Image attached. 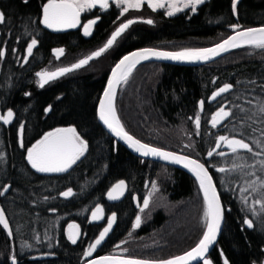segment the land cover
<instances>
[{
  "label": "trees",
  "instance_id": "16d2710c",
  "mask_svg": "<svg viewBox=\"0 0 264 264\" xmlns=\"http://www.w3.org/2000/svg\"><path fill=\"white\" fill-rule=\"evenodd\" d=\"M230 1L212 0L186 19L158 15L156 27L134 24L106 53L105 64L91 68L88 64L41 88L35 82L36 73L56 64L53 49H65L61 64L76 62L106 41L112 31L111 16L102 14L90 35L80 29L55 32L41 22L47 0H0V12L5 15L0 23V112L11 109L16 115L10 127L0 123V204L12 229L9 236L0 224V264H13L12 258L18 264H82L85 247L100 229L89 222L91 212L100 205L108 215L116 214V225L98 254L124 247L128 256L138 259H167L199 242L206 228L197 180L182 169L133 156L98 123L96 105L112 68L130 50L212 47L232 32L231 25H264V0H236L233 15ZM32 39L37 45L28 55ZM128 80L119 87L115 102L127 132L153 146L193 156L212 173L225 208L222 233L208 255L213 264H225V260L227 264L261 263L264 208L256 201L264 202L260 189L264 184V49L243 45L200 66L144 62ZM227 83L231 91L210 103L211 93ZM221 107L231 115L215 128L211 117ZM197 115L199 128L194 123ZM66 126H74L87 141L84 155L66 172L36 171L27 161L26 149L49 130ZM219 135L244 139L253 152L227 151L209 157ZM120 181L126 183L128 193L111 203L107 193ZM152 187L156 188L152 205L142 212L135 209L134 195L143 199ZM69 188L73 195L64 197ZM187 211L195 218L190 236L181 237L186 229L167 234L170 224ZM139 213L143 223L132 230ZM245 220L253 226L248 227ZM70 222L88 229L87 237L73 244L65 232ZM131 233L134 240L128 241ZM39 253L53 255L31 259Z\"/></svg>",
  "mask_w": 264,
  "mask_h": 264
},
{
  "label": "snow or ice",
  "instance_id": "6c2138e0",
  "mask_svg": "<svg viewBox=\"0 0 264 264\" xmlns=\"http://www.w3.org/2000/svg\"><path fill=\"white\" fill-rule=\"evenodd\" d=\"M149 6L153 9L165 7V0H148ZM184 2V7L191 6L193 10L195 6L202 3L203 0H170L169 7L170 11L168 15H173L175 11H179L180 8L177 4ZM145 3V0H116L117 7L123 6L122 11L127 12L130 8L139 9ZM99 5L102 9L109 7V0H47V3L43 5L42 9V23L50 29L60 30L62 28H74L79 24L80 14L85 9H91ZM235 8V0L233 3ZM5 15L0 12V23H4ZM95 20L89 21L84 26V34L90 35L91 28L95 24ZM147 23L151 24L152 21L148 20ZM133 20H128L126 23L120 25V27L112 34L111 38L107 41L104 47L98 51L93 52L90 56L79 60L71 67L59 68L53 72L42 71L37 73L40 77L39 86L42 88L50 80L56 79L58 76H62L74 69H79L84 65L88 64L89 61L95 57L101 56L107 49L111 48L116 42L117 38L132 24ZM234 28L239 27L238 25L233 26ZM244 44L253 45L258 48L264 49V27L262 28H249L246 30L238 31L235 35L228 37L223 42L216 44L212 48H186L178 52H167L158 51L155 49H142L137 52H133L116 64L112 70V78L108 81L107 89L104 92V99L101 100L99 105V119L110 129L116 136L125 140L130 147L136 152L141 153L142 156L148 157H159L165 161H171L175 164H183L184 167L189 168L190 171L195 175L199 182V187L203 191V198L205 203V210L203 213V220L206 230L203 232L202 239L199 240L197 245L190 251L186 252L181 256H176L170 259H164L159 261H148L139 259H125L118 256H104L97 260H92L90 264H191L192 261L202 260V264H211V261L204 258L205 253L208 251L209 246L215 241L216 235L220 229V224L223 216V206L220 202L219 194L216 190V186L213 183V178L209 174L208 169L204 164L198 160L191 159L187 156L178 155L173 152L164 151L160 148L153 147L149 144L142 143L140 140L135 139L130 135L121 123L115 108V96L116 89L120 83L127 82L128 77L131 75L132 70L141 60H148L150 58L167 59L176 61H207L215 56L220 55L222 52L228 51L230 48H237ZM37 45V40L32 39L31 43L27 47L28 55L32 54L33 48ZM63 49H57V57L63 55ZM232 87L230 84H225L221 87L212 99H216L222 93L229 91ZM204 101L199 102V107L202 110ZM264 111V109H262ZM13 112L8 110L6 116H0L5 124L11 122ZM231 115L230 110L226 111L224 107H221L212 117V126L216 127L223 119L228 118ZM194 123L197 128L200 127V117L197 115L194 118ZM21 134L23 133V125L20 127ZM220 142H223L231 149L232 153H237L239 150H246L249 153L253 152L251 145L245 142L244 139H237L235 137L229 138L227 136H220ZM21 146L22 140H21ZM217 148L220 147L218 143ZM87 150V142L84 141L75 128L56 129L55 131L48 132L43 138L37 141L31 148L27 149V160L31 164V167L36 169L38 172H66L72 167L73 164L85 153ZM255 155H261V153H254ZM213 152L209 151L208 156L211 157ZM217 155H224L223 152L217 153ZM264 164V161H261ZM219 172H225V168H219ZM125 188L124 181H120L116 184L113 189L108 193L109 199H117L119 195L123 194ZM261 190H264V184L260 186ZM7 189H5L6 191ZM247 191V189H245ZM64 197H70L73 195L72 189L69 188L63 192ZM260 203L261 207L264 208V202L256 201ZM149 200L144 199L143 208H147ZM143 210V209H141ZM102 209L97 207L92 213L93 220H99L102 218L100 215ZM115 215L107 222V227L103 229L99 234V238L95 239L94 243L88 246L86 256H91L109 233L115 222ZM141 219L139 216L136 217V227H139ZM248 227H252L251 220H245ZM0 224L5 229L9 227L8 221L5 218L3 209H0ZM78 225H69V240L73 244L77 242L79 233L77 230ZM126 251V249H125ZM14 259V258H13ZM225 264L227 261L225 260Z\"/></svg>",
  "mask_w": 264,
  "mask_h": 264
},
{
  "label": "rangeland",
  "instance_id": "374dc122",
  "mask_svg": "<svg viewBox=\"0 0 264 264\" xmlns=\"http://www.w3.org/2000/svg\"><path fill=\"white\" fill-rule=\"evenodd\" d=\"M169 2H170V0H165V7H163V8H160V7H157V8H155V9H153L152 7H150L149 6V2H148V0H145V3L142 5V7L141 8H139V9H135V8H130L127 12H123L122 11V9H123V6H120V7H117V4H116V0H109V7L108 8H106V9H102L101 7H99L98 5L96 6V7H94V8H91V9H85L84 11H82L81 13L82 14H84V17H83V22L85 21L86 22V20H88V19H95L96 20V24H98V21H101V16L103 17V15L104 14H107V15H110L111 16V21H109V26H111L112 27V31H110L111 33H110V35H109V37L106 39V41L105 42H103V44L101 45V46H99V47H97V48H95L94 50H91V51H88V52H86L81 58H79L76 62H73V63H70V64H67V65H65V64H61L59 61L61 60V58L63 57V55L65 54V49L63 48V47H56V48H54L53 49V58L55 59V63L56 64H54V65H51V66H45V67H43L42 69H40L39 71H37V73H39V72H42V71H47V72H53V71H56L57 69H59V68H63V67H71L73 64H75V63H77L79 60H81V59H84V58H86V57H88V56H90L93 52H95V51H98L100 48H102V47H104V45L107 43V41L111 38V36H112V34L120 27V25L121 24H123V23H126L128 20H133L134 21V23H132L123 33H125L126 31H128V29L131 27V26H133L134 24H146V25H150V26H155L156 25V23L158 22V20L159 19H157L156 18V16H154L153 14H154V12H159L160 14H162V16L165 18V19H170V18H173V19H175V17H183V18H187V17H189L190 18V16H192V15H194V14H196V13H198L199 12V7L200 6H204L206 3L207 4H210V2H212V0H203V2L202 3H200V4H198V5H196L195 6V9L193 10V8L191 7V6H189V7H184V2H180V3H178L177 4V7L178 8H180V10L179 11H175L174 12V14L173 15H168V12L171 10L170 9V7L168 6L169 5ZM185 2H186V0H185ZM233 3H234V0H232V1H230V4H229V8H230V13L233 15V14H235L236 13V5H235V8H233ZM235 4H236V0H235ZM205 8V7H204ZM107 10H109L110 12H108ZM108 12V13H107ZM101 13V14H100ZM103 14V15H102ZM106 15V16H107ZM224 19L226 20V21H228L229 20V18L227 17V16H224ZM148 20H151L152 21V23L151 24H149V23H147L146 21H148ZM157 26V25H156ZM155 26V27H156ZM234 25H231L230 26V28L232 29V31H234V30H236V29H238L237 27L236 28H234L233 27ZM96 27V26H95ZM95 27H93L92 29H91V32L95 29ZM122 33V34H123ZM121 34V35H122ZM120 35V36H121ZM119 36V37H120ZM119 37L117 38V40H116V42H118V40H119ZM116 42L112 45V46H114L115 44H116ZM57 49H63L64 50V52H63V55H61V56H59V57H57V55H56V50ZM111 48H109V49H107V51H105L101 56H99V57H95V58H93V59H91L90 61H89V63L88 64H91L90 66L88 65V64H86V65H84V66H86L87 67V65H88V67H93V66H95V65H97V63H101V62H103V61H106V53H108V51L110 50ZM184 49H186V48H184ZM193 49H195V48H193ZM181 50H183V49H180V50H171V51H181ZM104 63V62H103ZM105 64V63H104ZM83 66V67H84ZM137 67V66H136ZM136 67L132 70V72H131V74L133 73V71L136 69ZM113 69V68H112ZM74 70H76V69H74ZM74 70H72V71H74ZM37 73H36V77H35V82H36V84L38 85V87H40L39 86V84H40V77L39 76H37ZM66 74V73H65ZM131 76V75H130ZM129 76V77H130ZM59 77V76H58ZM129 77H128V79H129ZM127 79V81H129ZM52 80H50L48 83H50ZM138 82V81H137ZM47 83V84H48ZM126 84V82H121V84H120V86L121 85H125ZM47 84H45V85H47ZM44 85V86H45ZM139 105V104H138ZM140 107V106H139ZM4 114H5V111L3 112V116H4ZM15 119H16V116L14 117ZM15 119H12L13 121V123L15 122ZM210 124L212 125V123L210 122ZM20 127L21 126H19V129H18V137L19 138H21V132H20ZM75 128L74 126H66V127H60V128ZM216 128V127H215ZM56 129H58V128H56ZM76 129V128H75ZM53 130H55V129H53ZM53 130H49V132H52ZM76 131H77V133L79 134V132H78V130L76 129ZM48 133V132H47ZM47 133H45V134H47ZM45 134H43L37 141H39V140H41L42 138H43V136L45 135ZM79 136L81 137V135L79 134ZM220 136H227V135H219L218 137H217V140H216V143H215V146H214V148L212 149V151L211 152H213V154H217V153H219V152H223L224 154L225 153H227V151L228 152H232L231 150H227L226 148H225V144L223 143V142H220L219 141V137ZM227 137H229V136H227ZM84 141H86L83 137H81ZM141 140V139H140ZM37 141H35L31 146H30V148L37 142ZM87 142V141H86ZM220 144V147L219 148H217L216 147V145L217 144ZM20 145H21V142H20ZM27 150V149H26ZM26 158H27V151H26ZM80 158H82V156L80 157ZM79 158V159H80ZM78 159V160H79ZM77 160V161H78ZM28 161V160H27ZM76 161V162H77ZM29 162V161H28ZM31 165V164H30ZM9 189V188H8ZM155 187H152L150 190H149V192H150V203H149V206L150 205H152V202H153V199L155 200V198H156V196L154 195L155 194ZM67 191V190H66ZM7 192V191H6ZM65 192V191H64ZM73 192V191H72ZM203 192V191H202ZM157 204V203H156ZM158 205V204H157ZM146 210V209H145ZM189 214H191L190 212H186L185 213V215H184V217H182L181 219H179L177 222H174V223H172V224H170V226L168 227V229H167V234H174V233H176L177 231L179 232L180 230H184V229H186L184 232V234H182L181 235V237H187V236H190V233L191 232H193V230H194V227H195V218H193V216H190ZM141 217H142V214H141ZM140 217V218H141ZM142 223H143V219L141 218V223H140V225H139V227L142 225ZM69 225H77V223H74V222H70V223H68V225H67V227H66V235H67V237L69 236ZM139 227H135V226H133V228H132V230H137V228H139ZM177 230V231H176ZM74 231H77V230H74ZM176 231V232H175ZM181 233V232H180ZM132 234L133 233H131L130 235H129V237H128V241H132V240H134L133 239V236H132ZM177 236V235H176ZM202 238V237H201ZM94 239V238H93ZM92 239V240H93ZM92 240H90V242L89 243H91L92 242ZM88 243V244H89ZM125 249H126V251H125ZM116 250H120V251H122L123 253H125L126 255H127V252H128V249L127 248H124V247H121V248H118V249H116ZM131 250V249H130ZM206 259H208V260H210L211 261V264H213V262H212V260L210 259V258H206ZM264 261V260H263ZM263 261L261 262V263H258V264H262L263 263Z\"/></svg>",
  "mask_w": 264,
  "mask_h": 264
},
{
  "label": "water",
  "instance_id": "95a60500",
  "mask_svg": "<svg viewBox=\"0 0 264 264\" xmlns=\"http://www.w3.org/2000/svg\"><path fill=\"white\" fill-rule=\"evenodd\" d=\"M47 2H45V3H43V5L44 4H46ZM42 9H43V6H42ZM42 15V14H41ZM41 21H42V16H41ZM83 22V17H82V13L80 14V19H79V24L77 25V27H74V28H62V29H60V30H55V29H50V28H48V29H50V30H52V31H55V32H65V31H71V30H78L79 28H81V30H82V32L84 33V26L85 25H87L88 24V22H86V23H82ZM43 24V23H42ZM44 25V24H43ZM46 27V26H45ZM262 27H264V25H257V26H250V27H239L238 29H236V30H234V31H232L228 36H226L223 40H225V39H227L228 37H230V36H232V35H235L236 34V32H238V31H242V30H246V29H249V28H262ZM47 28V27H46ZM223 40H221L220 42H218V43H216V44H219V43H221V42H223ZM216 44H214V45H212V47H214ZM244 45H248V44H244ZM211 46H209V47H205V48H212ZM241 47V46H240ZM238 48V47H237ZM142 49H155V50H158V51H167V52H178V51H171V50H164V49H159V48H156V47H140V48H135V49H133V50H130L129 52H127V53H125L124 55H122L120 58H119V61L121 60V59H123V57L124 56H127V55H129V54H131V53H133V52H137V51H140V50H142ZM234 49H236V48H230L228 51H226V52H222L220 55H218V56H215V57H213L212 59H210V60H207V61H176V60H167V59H157V58H155V57H153V58H150V59H148V60H141L136 66H138L139 64H141V63H144V62H150V61H157V62H164V63H170V64H177V65H188V66H200V65H203V64H207V63H210V62H212V60L214 61V60H216V59H218L219 57H223V55H225V54H227V53H229V52H231L232 50H234ZM119 61H117L116 62V64L117 63H119ZM116 64H115V66H116ZM115 66L113 67V69L115 68ZM135 66V67H136ZM112 69V70H113ZM112 70H111V72L109 73V77H108V80H107V83H106V85H105V87H104V89H103V91L101 92V94H100V96H99V98H98V102H97V105H96V118H97V121H98V123L102 126V128L112 137V138H114L120 145H122V146H124L125 148H127L132 154H133V156L134 155H136L137 157H140V158H143V159H147V160H151V161H156V162H159V163H163V164H166V165H170V166H173V167H176V168H179V169H182V170H184V171H186V173H188V174H190V175H192L195 179H196V177H195V175L190 171V169L189 168H186V167H184L183 166V164H175V163H172L171 161H165V160H163V159H161V158H159V157H152V156H148V157H144V156H142L141 155V153H138V152H136L132 147H130L129 146V144L125 141V140H123V139H121L120 137H118V136H116L110 129H108V127L103 123V121H101L100 119H99V105H100V102H101V100H103L104 99V92H105V90L107 89V86H108V81L112 78ZM121 84V83H120ZM227 84H229V83H227ZM225 85V84H224ZM224 85H222V86H220L219 88H216V90L215 91H213L212 93H211V95H210V97H209V99H207L210 103H214V101L216 102L220 97H222L223 95L225 96V94L226 93H228L229 91H231V89H232V87L229 89V91H227V92H225V93H222L220 96H217L216 97V99H212V97L215 95V93L221 88V87H223ZM231 85V84H230ZM119 87H120V85L117 87V89H116V96H117V92H118V89H119ZM116 96H115V101H114V103L116 102ZM220 109V108H219ZM219 109H216V112L219 110ZM8 110H11V109H7L6 111H5V114H4V116H6L7 115V112H8ZM226 111H229L228 109H225ZM12 112H13V117H12V119H14V117H15V113H14V111L13 110H11ZM215 112V113H216ZM117 113V112H116ZM214 113V114H215ZM0 116H1V112H0ZM227 119V118H226ZM226 119H223L218 125H220L221 123H223ZM1 122H3L2 120H0ZM13 120H11V122H12ZM10 122V123H11ZM4 123V122H3ZM10 123H8V124H10ZM5 124V123H4ZM8 124H6V125H8ZM68 128V127H67ZM71 128V127H70ZM58 129H66V128H58ZM56 130V129H55ZM55 130H53V131H55ZM126 130V129H125ZM127 131V130H126ZM129 133V132H128ZM130 134V133H129ZM131 135V134H130ZM133 136V135H132ZM135 139H138V140H140L139 138H137V137H135V136H133ZM229 138H233V137H229ZM235 138H237V139H241V138H239V137H235ZM142 143H145V142H143L142 140H140ZM145 144H148V143H145ZM149 145H151V144H149ZM151 146H153V145H151ZM153 147H156V148H160V149H162V150H164V151H168V152H173V153H176V154H178V155H182V156H187V157H189V158H191V159H195V160H198V159H196V158H194L193 156H190V155H187V154H185V153H183V152H180V151H173V150H169V149H165V148H161V147H157V146H153ZM225 148L227 149V150H231V149H229L228 147H227V145L225 144ZM84 155V154H83ZM82 155V156H83ZM200 163H202V164H204L205 165V167L208 169V172H209V174L212 176V173H210L211 171L209 170V168L206 166V164L204 163V162H202V161H200V160H198ZM37 171V170H36ZM53 173V172H52ZM212 178H213V176H212ZM197 180V179H196ZM197 182H198V180H197ZM215 182V180H214V178H213V183ZM119 183V182H118ZM118 183H116V184H118ZM125 183V182H124ZM115 184V185H116ZM198 184H199V182H198ZM215 184V186H216V183H214ZM127 185H126V183H125V188H124V190H123V194L122 195H119V197L117 198V199H109L108 198V193L113 189V187H114V185L112 186V187H110V189H109V191H108V193H107V200L109 201V202H116V201H118V200H120V199H122V197H124L125 196V194L127 193V190H128V187H126ZM8 188H9V185H7L6 187H5V189H7L8 190ZM5 189L3 190V192H1L2 194H5V192L7 191H5ZM216 190H217V192H218V189H217V186H216ZM203 194V193H202ZM218 194H219V197H220V202H221V204H222V206H223V209H224V211H223V216H222V220H221V224H220V229H219V231H218V233H217V235H216V239H215V241L209 246V249H208V251L205 253V257L204 258H208L209 256L208 255H210V253H211V251L215 248V246L217 245V243H218V240H219V238H220V235H221V233H222V229H223V223H224V220H225V208H224V204L222 203L223 201H222V198H221V196H220V193L218 192ZM138 195L136 194V195H134V200H135V203H136V207L137 206H139V204H138V197H137ZM145 197V199H148L149 200V203H150V194L148 193L146 196H144ZM149 206V205H148ZM99 208H101L102 209V213L100 214L101 216H102V218L101 219H99V220H93L92 219V213L96 210V208L91 212V215H90V219L89 220H91V222H101L103 219H104V217H105V209H104V207L103 206H98ZM148 208V207H147ZM147 208H143V204L140 206V208H139V210L142 212V211H144L145 209H147ZM0 209H3V207H2V205L0 204ZM141 209H143V210H141ZM3 212H4V215H5V218H6V220L8 221V225H9V227L6 229V231H7V233L9 234V236H12V229H11V225H10V222H9V219H8V217H7V214H5L6 212L4 211V209H3ZM113 215H115V217H116V214L115 213H112L111 215H109V217L107 218L108 219V221L111 219V217L113 216ZM137 216H139V217H141V214L139 213ZM141 219V218H140ZM107 221V222H108ZM115 224H116V219H115V222L113 223V225H112V228H111V230L109 231V233L107 234V236L105 237V239H104V241L99 245V246H97V248H96V250L92 253V255L91 256H86L85 255V253L87 252V249H88V246L91 244V243H94L95 242V239H97V238H99V234H100V232H102L103 231V229L105 228V227H107V224L102 228V229H100L101 231L98 233V235L92 240V242L91 243H89L86 247H85V251H83L84 252V254H83V257H82V260L84 261L82 264H90V262L92 261V260H97V259H99L100 257H104V256H118V257H121V258H125V259H128V258H131V259H138V258H136V257H131V256H128V255H126L125 253H123L122 251H120V250H115V251H113V252H111L110 254H98V250L101 248V246L105 243V241L107 240V238H108V236L110 235V233L112 232V230L114 229V227H115ZM2 225V224H1ZM135 227H136V220H135ZM3 226V225H2ZM202 239V238H201ZM197 245V244H196ZM196 245H194V247L196 246ZM194 247H192V248H194ZM192 248H190L188 251H190ZM188 251H186V252H188ZM186 252H184V253H182V254H179V255H177V256H181V255H183V254H185ZM53 254H51V253H39V254H35V255H33L32 257H31V259H44V258H48V257H51ZM173 257H176V256H173ZM173 257H170V258H173ZM170 258H167V259H170ZM139 260H148V261H159V260H164V259H144V258H139ZM12 263L13 264H18V260L16 259V258H12ZM199 263H201L202 264V260H196V261H192L191 262V264H199ZM262 264H264V261H263V263Z\"/></svg>",
  "mask_w": 264,
  "mask_h": 264
},
{
  "label": "flooded vegetation",
  "instance_id": "af4514ba",
  "mask_svg": "<svg viewBox=\"0 0 264 264\" xmlns=\"http://www.w3.org/2000/svg\"><path fill=\"white\" fill-rule=\"evenodd\" d=\"M99 6V5H98ZM100 7V6H99ZM101 14V13H100ZM154 16H162V14H160L159 12H154V14H153ZM82 17H84V14H82ZM163 17V16H162ZM92 20H95V19H88V20H86V22H89V21H92ZM96 21V20H95ZM85 21L84 22H82L83 24L84 23H86ZM96 26V22H95V24L92 26V28L93 27H95ZM91 28V29H92ZM80 30H81V28H79ZM82 31V30H81ZM1 116H3V112H1ZM16 116V115H15ZM15 119V118H14ZM0 123L1 124H3V125H5L7 128L8 127H10L12 124H13V122H11L10 124H8V125H6V124H4L3 122H1L0 121ZM127 193H128V190H127ZM127 193L125 194V196L124 197H126V195H127ZM122 199H123V197H122ZM122 199H120V200H122ZM144 199H145V197L143 198V199H140L139 197H138V204H139V206H137L136 207V203H135V200H134V207H135V209H137V210H139V208H140V206L143 204V201H144ZM120 200H118V201H116V202H119ZM116 202H111V203H116ZM109 217V215L107 214V212H106V210H105V217H104V219L101 221V222H91V220H89V222L90 223H92V224H96V225H100V229H102L106 224H107V221H108V218ZM77 225L79 226V228L77 229V231H78V233H79V239L83 236H85V237H87V235H88V229H84L79 223H77ZM116 225V224H115ZM100 229H98L99 231H98V233L101 231ZM113 231V230H112ZM112 233V232H111ZM110 233V234H111ZM98 235V234H97ZM96 235V236H97ZM92 240V239H91ZM102 247V246H101Z\"/></svg>",
  "mask_w": 264,
  "mask_h": 264
},
{
  "label": "bare ground",
  "instance_id": "6f19581e",
  "mask_svg": "<svg viewBox=\"0 0 264 264\" xmlns=\"http://www.w3.org/2000/svg\"><path fill=\"white\" fill-rule=\"evenodd\" d=\"M243 46V45H242Z\"/></svg>",
  "mask_w": 264,
  "mask_h": 264
}]
</instances>
